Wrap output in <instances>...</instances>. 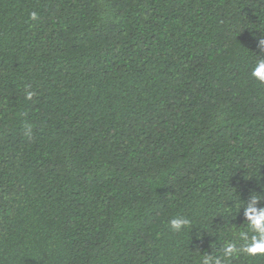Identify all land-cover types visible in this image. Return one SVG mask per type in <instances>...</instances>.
I'll return each instance as SVG.
<instances>
[{"label":"trees","instance_id":"trees-1","mask_svg":"<svg viewBox=\"0 0 264 264\" xmlns=\"http://www.w3.org/2000/svg\"><path fill=\"white\" fill-rule=\"evenodd\" d=\"M260 39L264 0H0V264L239 245L264 197Z\"/></svg>","mask_w":264,"mask_h":264},{"label":"clouds","instance_id":"clouds-1","mask_svg":"<svg viewBox=\"0 0 264 264\" xmlns=\"http://www.w3.org/2000/svg\"><path fill=\"white\" fill-rule=\"evenodd\" d=\"M33 20L37 19L36 13L31 14ZM258 47L264 52V39L258 40ZM252 77L258 82L264 83V57H257L251 69ZM28 93V98H31ZM264 197L252 193L247 203H242L244 220L248 231L239 233V241L225 244L218 255L206 254L201 259V264H225L240 254L250 257L264 255V206L257 205ZM190 226V221L184 217H178L169 221V227L173 232L180 233Z\"/></svg>","mask_w":264,"mask_h":264}]
</instances>
